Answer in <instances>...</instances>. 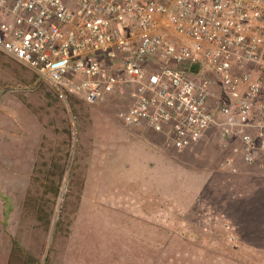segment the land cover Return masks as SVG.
I'll list each match as a JSON object with an SVG mask.
<instances>
[{"label": "rangeland", "instance_id": "1", "mask_svg": "<svg viewBox=\"0 0 264 264\" xmlns=\"http://www.w3.org/2000/svg\"><path fill=\"white\" fill-rule=\"evenodd\" d=\"M7 58H0V264H264V170L232 152L238 138L223 140L212 127L189 149L167 147L163 136L118 120L132 102L127 88L102 104L68 106ZM54 165L65 172L53 183L45 175ZM48 186L60 193L46 227L25 202L49 198Z\"/></svg>", "mask_w": 264, "mask_h": 264}, {"label": "built area", "instance_id": "2", "mask_svg": "<svg viewBox=\"0 0 264 264\" xmlns=\"http://www.w3.org/2000/svg\"><path fill=\"white\" fill-rule=\"evenodd\" d=\"M0 51L68 106L128 89L126 126L178 150L214 127L264 170V0H0Z\"/></svg>", "mask_w": 264, "mask_h": 264}, {"label": "trees", "instance_id": "3", "mask_svg": "<svg viewBox=\"0 0 264 264\" xmlns=\"http://www.w3.org/2000/svg\"><path fill=\"white\" fill-rule=\"evenodd\" d=\"M1 57H8L6 54H4L3 52L0 51V58ZM7 58V61H9V63H11V60H9ZM12 59V58H10ZM13 60V59H12ZM10 66L14 69H16V71H19L17 69V67L12 66V64H10ZM24 66V65H23ZM19 67V66H18ZM27 68V67H26ZM39 78V77H38ZM40 79V78H39ZM23 83H25L26 79L22 78ZM28 81V80H27ZM1 86V85H0ZM3 87V86H2ZM71 100H74L75 102H78L79 100L72 98ZM65 172V166H63V171L58 170V168L54 165L53 167L49 168L48 171H46V175H45V179H48L50 181H52L53 183L55 182V178L57 176H61L63 177V173ZM42 178H38L37 180H41ZM40 183V182H38ZM41 184H38V186H36L37 189V193L40 192V187ZM45 194H49L50 197L49 198H45L44 196H34L33 199H28L25 202V210L27 212H31V214L34 212V214L36 213V218L39 221H42L44 224H46L45 226L48 227V224H51V218L55 213V209H56V204H57V198L58 195L60 193V187L59 188H53V186H48V190L44 192ZM10 207V206H9ZM46 209L49 210V213L45 215H43V211H45ZM12 210V209H11ZM10 208H8V215L6 216L9 217V214L11 212ZM33 215V214H32ZM60 223V222H59ZM16 247H18V249L20 250V252L22 253V255L25 257V261L29 262V263H37V261H33L32 257L30 254H28L21 246V244H19L18 242H15Z\"/></svg>", "mask_w": 264, "mask_h": 264}, {"label": "crops", "instance_id": "4", "mask_svg": "<svg viewBox=\"0 0 264 264\" xmlns=\"http://www.w3.org/2000/svg\"><path fill=\"white\" fill-rule=\"evenodd\" d=\"M199 71V69H197L196 67H193L192 69H191V72H193V73H197ZM38 76V75H37ZM39 77V76H38ZM40 78V77H39ZM41 79V78H40ZM42 80V79H41ZM135 129V128H134ZM135 130H137V129H135ZM205 138H207V137H205ZM204 138V139H205ZM204 139H203V141H204ZM208 140V139H207Z\"/></svg>", "mask_w": 264, "mask_h": 264}]
</instances>
